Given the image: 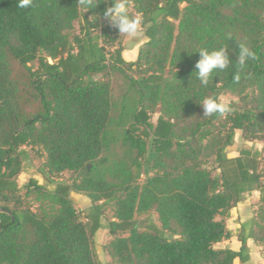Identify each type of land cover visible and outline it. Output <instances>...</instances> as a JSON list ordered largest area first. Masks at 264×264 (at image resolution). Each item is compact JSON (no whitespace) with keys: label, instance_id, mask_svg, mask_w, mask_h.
<instances>
[{"label":"trees","instance_id":"16d2710c","mask_svg":"<svg viewBox=\"0 0 264 264\" xmlns=\"http://www.w3.org/2000/svg\"><path fill=\"white\" fill-rule=\"evenodd\" d=\"M18 2L0 0V264H245L249 238L264 256V0H127L147 38L135 60L104 16L112 0ZM241 45L256 54L242 70ZM222 47L229 67L205 86L198 52ZM113 71L129 82L119 103ZM222 92L238 97L233 110L203 116L200 103ZM237 130L262 148L229 156ZM31 153L53 189L19 185ZM252 190L260 206L240 222V250L216 247ZM72 192L91 200L86 212ZM150 211L160 225L140 226ZM101 228L110 262L93 249Z\"/></svg>","mask_w":264,"mask_h":264},{"label":"rangeland","instance_id":"374dc122","mask_svg":"<svg viewBox=\"0 0 264 264\" xmlns=\"http://www.w3.org/2000/svg\"><path fill=\"white\" fill-rule=\"evenodd\" d=\"M80 23L78 21L75 22V26L77 31L79 30ZM142 27V26H141ZM96 33V31H94ZM141 35L138 37V40L144 37L143 28L141 29ZM131 37L121 34L120 36V42L121 44L129 40ZM52 62V60H51ZM36 67V63L33 64ZM13 68L14 73L17 78L21 79V81H24L26 78V71L24 68L17 63L16 61L13 62ZM112 80L114 83V98L116 103H119L124 96V94L129 89V82L128 80L119 72L113 71L112 72ZM221 102H231V101H237L238 97L230 92H222L220 95ZM159 112H155L152 115V121H156L158 117ZM263 143L259 140H246L242 137L240 132H237L235 137V143L228 148L227 153L232 151H240L241 149H249L252 152L259 150L262 148ZM118 150L119 147H117ZM45 157L37 156L34 153H31V157L24 162L23 170L18 176V183L21 187H24L30 179H36L40 184L45 185L46 187L53 189L54 184L49 183L46 180V177L43 172V163H44ZM69 172H64L62 174V177L60 180H68L69 179ZM145 180V175H143L140 179V183H143ZM261 197V195H260ZM75 206L80 209L81 212H86L87 209L91 206V200L85 195L79 197V199L74 200ZM260 206V201L258 203V207ZM36 206H34L35 208ZM257 209H255L256 211ZM113 215L112 207H108L106 209L105 217L103 218V223L105 226L108 225V219H110ZM152 218L153 221L160 225V222L158 220V215L154 211H150L147 213L142 214H136L135 219L138 220L140 223V226H145L148 219ZM111 240V235L108 232L107 228H101L99 229L95 235L92 237V243H93V249L96 254V257L101 262H110L111 257L105 250V245ZM250 254V250H249Z\"/></svg>","mask_w":264,"mask_h":264},{"label":"clouds","instance_id":"9594fccd","mask_svg":"<svg viewBox=\"0 0 264 264\" xmlns=\"http://www.w3.org/2000/svg\"><path fill=\"white\" fill-rule=\"evenodd\" d=\"M31 2L32 0H19L18 7H29ZM104 16L118 30L119 35L124 34L137 38L142 34V17L130 16L127 0H112V4L106 9ZM198 53L201 58L195 65L196 78L201 84L207 86L214 73L224 71L229 67L231 58L228 49L224 47L212 51L201 49ZM249 59H256L255 52L249 47L241 45L239 55L236 56V61L241 70L246 66ZM234 79L239 81V74ZM200 105L203 107V116L207 117H211L213 114L224 115L233 110L229 103L221 102L216 97H207Z\"/></svg>","mask_w":264,"mask_h":264},{"label":"crops","instance_id":"0c3cea01","mask_svg":"<svg viewBox=\"0 0 264 264\" xmlns=\"http://www.w3.org/2000/svg\"><path fill=\"white\" fill-rule=\"evenodd\" d=\"M142 29V27H141ZM147 38L142 37L138 40L137 38L131 37L126 42L122 43L124 50L123 56L126 60H135L138 56L139 48L146 41ZM237 132H240L237 130ZM236 132V134H237ZM241 133V132H240ZM261 149V148H260ZM259 149V150H260ZM240 151L229 152L228 155L231 157L238 156ZM261 192L259 190H252L245 194L242 201L238 202L232 209L231 215L226 220L228 229L231 231L232 235L228 239H224L216 244L218 248H231L233 250H240L241 241L239 240V233L241 229L240 222H247L251 220L254 216L255 209H258V203L260 201ZM71 196L73 200L79 199L84 194L72 192ZM250 250V259L245 264H264V256L262 251V246L259 245L254 239L249 238L247 241ZM234 264H241L240 258L234 260Z\"/></svg>","mask_w":264,"mask_h":264},{"label":"built area","instance_id":"2783aa9c","mask_svg":"<svg viewBox=\"0 0 264 264\" xmlns=\"http://www.w3.org/2000/svg\"><path fill=\"white\" fill-rule=\"evenodd\" d=\"M76 209H77L78 212H81L80 209H78L77 207H76Z\"/></svg>","mask_w":264,"mask_h":264}]
</instances>
